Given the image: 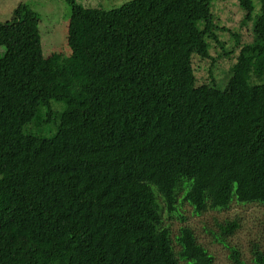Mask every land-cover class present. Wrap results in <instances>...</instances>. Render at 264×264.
Returning <instances> with one entry per match:
<instances>
[{"label":"trees","instance_id":"1","mask_svg":"<svg viewBox=\"0 0 264 264\" xmlns=\"http://www.w3.org/2000/svg\"><path fill=\"white\" fill-rule=\"evenodd\" d=\"M67 1L66 51L23 1L0 20V264H214L183 211L264 206V0L235 28L219 0ZM212 50L222 88L196 76Z\"/></svg>","mask_w":264,"mask_h":264},{"label":"rangeland","instance_id":"2","mask_svg":"<svg viewBox=\"0 0 264 264\" xmlns=\"http://www.w3.org/2000/svg\"><path fill=\"white\" fill-rule=\"evenodd\" d=\"M25 2L38 12L40 15L39 30L42 43V52L44 55L52 51H66V26L70 15V5L67 0H0V20H7L11 17L14 8L19 2ZM78 3L88 6L102 7L110 9L117 7L127 0H76ZM219 7H223L220 11L221 19L229 27H237L242 19V11L237 8L236 0H219ZM226 3V4H225ZM230 3V4H229ZM234 3L233 5H231ZM241 41L250 40V22L246 26L241 27ZM229 33L226 32L223 38L226 40V46L231 45ZM2 50V47H0ZM212 57L215 59L213 67L211 60H203L195 62L196 76L199 80L206 79L209 76V68L214 83L218 87H223L228 77L229 68L232 60L227 57L221 58L217 51H211ZM220 57V58H219ZM53 106V104H52ZM183 214L186 219L183 223L189 225L198 242L207 248L209 253L213 255L214 264H233L228 258L229 249L225 245L215 239V234L219 233L217 224L224 220L238 219L240 227L234 233L227 237L229 245H235L240 251L241 258L247 263H251V250L254 243H258L264 249V206L260 204H238L232 203L229 208L224 210H207L206 212L195 215L189 206L184 207ZM182 224V223H181ZM180 225L179 221L173 222V227Z\"/></svg>","mask_w":264,"mask_h":264}]
</instances>
